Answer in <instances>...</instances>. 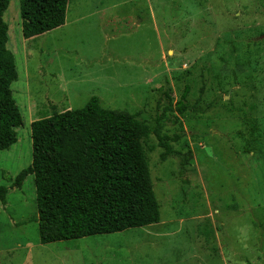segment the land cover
Wrapping results in <instances>:
<instances>
[{"label":"rangeland","instance_id":"374dc122","mask_svg":"<svg viewBox=\"0 0 264 264\" xmlns=\"http://www.w3.org/2000/svg\"><path fill=\"white\" fill-rule=\"evenodd\" d=\"M14 84L29 127L104 108L145 121L161 222L43 245L35 181L0 204V264H264V0H70L66 25L30 41ZM191 110L162 136L193 160L162 162L166 94ZM0 152V186L33 159L30 132Z\"/></svg>","mask_w":264,"mask_h":264},{"label":"trees","instance_id":"16d2710c","mask_svg":"<svg viewBox=\"0 0 264 264\" xmlns=\"http://www.w3.org/2000/svg\"><path fill=\"white\" fill-rule=\"evenodd\" d=\"M70 0H0V152L20 143L30 132L31 165L0 186V204L35 181L39 240L43 245L96 235L128 232L161 222L145 142L151 127L138 115L114 111L93 97L81 109L52 113L27 126L14 84L20 73L17 58L35 38L66 25ZM187 87L180 100L166 94L156 135L172 157L189 165L193 153L174 149L183 135L162 136L166 124L191 110Z\"/></svg>","mask_w":264,"mask_h":264}]
</instances>
